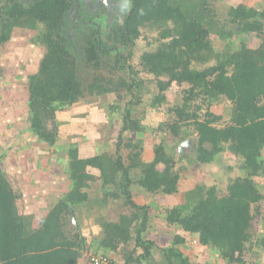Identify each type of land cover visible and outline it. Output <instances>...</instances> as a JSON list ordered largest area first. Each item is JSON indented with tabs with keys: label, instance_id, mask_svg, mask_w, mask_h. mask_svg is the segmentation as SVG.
I'll return each instance as SVG.
<instances>
[{
	"label": "trees",
	"instance_id": "trees-1",
	"mask_svg": "<svg viewBox=\"0 0 264 264\" xmlns=\"http://www.w3.org/2000/svg\"><path fill=\"white\" fill-rule=\"evenodd\" d=\"M130 1L132 6L123 22L112 26L106 39L99 26L92 27L93 39L87 40L85 48L94 67H99L101 56L114 54L115 69L130 75L119 83L97 76L88 85L90 95H119L123 90L131 97L122 113L116 156L104 153L81 158L77 149H70L65 170L70 191L49 208L36 228L32 216L20 212L21 194L0 169V264H79L82 258L88 260V252L105 258L119 253L124 264H144L152 255L156 243L145 236L152 207L138 204L132 187L137 184L149 193L173 195L178 192L181 176L161 145L154 148L155 158L150 163L137 162L136 154L127 164L121 156L125 143L128 149L134 147L130 136L142 130L133 114L142 103L139 91L145 83L139 74L151 76L159 89L152 103L155 108L167 102L166 91L173 84L187 85L182 102L170 109L175 120L167 129L178 136L182 125L194 124L198 164H210L219 154L229 152L242 160L245 173L230 179L225 193L216 186L196 185L184 204L166 210L168 225L198 235L200 244L226 264H247L250 255L264 248V235L256 232V221H264V186L255 180L264 179V40L256 50L231 41L226 49L216 50L210 29L189 19L180 6L169 0ZM202 1L210 5L216 0ZM74 6L75 0H31L27 4L7 0L0 6V45L10 41L15 29L37 30L41 26L36 44L45 48V54L37 73L28 77L27 107L33 134L50 147L55 146L59 134L49 130L46 122L54 121L59 110L85 97L64 29L69 12L75 10L81 17L80 9ZM225 23L237 34L262 37L264 7L261 11L243 4L231 7ZM145 32L157 33L156 48L141 56L138 71L125 65L119 49L108 43L130 46ZM225 102L227 123L221 127L224 117L212 107ZM89 168L100 172L106 198L122 200L132 210L106 222L101 234L90 242L71 222L77 207L89 200L88 189L95 181ZM185 242L183 236L175 235L169 247L161 248L168 264H192L179 248ZM138 249L142 254H137ZM109 261L115 264L113 259Z\"/></svg>",
	"mask_w": 264,
	"mask_h": 264
},
{
	"label": "rangeland",
	"instance_id": "rangeland-1",
	"mask_svg": "<svg viewBox=\"0 0 264 264\" xmlns=\"http://www.w3.org/2000/svg\"><path fill=\"white\" fill-rule=\"evenodd\" d=\"M5 1L7 0H0V6ZM29 1L31 0H19L23 4ZM169 1L172 5L180 6L189 19L199 21L210 29L211 41L216 50H222L224 47L226 49V45L230 44L231 36H235L231 30L233 26L225 23L230 0H216L210 5L202 0ZM81 6L80 14L85 15L88 22L93 21L97 24L103 39H106L111 27L123 22L132 4L130 0H82ZM83 23L75 12L67 14L65 25L67 48L75 59L76 74L85 87V97L78 104L59 110L54 121L46 122L49 130H58L59 134L57 143L52 147L38 140L33 134L27 107L28 77L37 73L45 54V48L36 44L41 26L37 30L15 29L10 41L0 45L2 68L0 169L6 173L15 190L21 194L19 210L23 215L32 216L34 228L55 203L56 195L67 192L69 179L65 170L69 162L70 149H77L81 158L104 153L116 156V144L123 124L122 113L126 103L131 100L123 90L119 91V95L116 92L90 95L88 85L93 83L95 77L103 76L107 80L111 79L119 83L121 78L129 79L130 75L127 71L115 69L114 54L101 56L98 68L88 62L85 48L87 40L93 39L94 25ZM156 37V32H145L130 46L114 45L113 42L108 44L119 49L125 65L139 71L141 56L156 48L154 41ZM237 44L236 40L235 45ZM139 78L145 81L139 91L142 103L134 109L133 114L142 125V130L139 134L130 136L134 147L128 149L125 143L121 156L127 164L131 163V158L136 157V154H138L137 162L150 163L155 158L154 148L161 145L173 158L174 169L179 171L181 176L178 192L173 195L149 193L139 185H133L135 201L152 207L149 229L145 236L154 242H161L165 247L171 245L175 235L187 237L188 243L185 249L190 252L187 254L196 255L197 262L205 264L210 252L199 243L198 235L193 234L195 236L193 237L177 226L168 225L165 212L167 209L184 204L187 193L196 185L216 186L219 192L225 193L230 179L245 174L241 170L242 160L229 152H224L210 164H198L196 162L198 136L194 124L187 122L186 125H182L178 136L167 129V125L175 120L170 109L182 102L187 85L173 84L166 91L167 102L155 108L152 106L153 99L159 93L156 83L148 75L139 74ZM227 104L225 102L212 107L214 113L224 117L221 127H225L227 123ZM159 168L163 171L165 166L161 164ZM88 172L94 176L95 181L90 183L88 202L77 207V217H75L77 226L74 225L73 220L72 226L77 230L80 229L82 235L90 242L91 236L98 235V231L104 229L106 222L118 220L122 214L132 213V210L125 207L122 200L114 202L104 196L102 177L98 170L89 168ZM134 175H136L135 180H138L140 177L138 171ZM255 180L259 185L264 186V179L255 178ZM106 203L111 208L109 212L104 208L107 206ZM98 216V222L92 220L93 218L96 220ZM256 222V232L264 235L263 218ZM99 227L101 228L98 229ZM133 248L134 244L130 246V249ZM109 258L113 259L115 264H122L119 253ZM260 260L264 261V255Z\"/></svg>",
	"mask_w": 264,
	"mask_h": 264
},
{
	"label": "crops",
	"instance_id": "crops-1",
	"mask_svg": "<svg viewBox=\"0 0 264 264\" xmlns=\"http://www.w3.org/2000/svg\"><path fill=\"white\" fill-rule=\"evenodd\" d=\"M230 1H231V3H230L229 9L231 7H236V6L240 5V4H243V5L247 6V7L256 9L258 11H261L263 9V7H264V0H235V2H233V0H230ZM229 9H228V11H229ZM233 33L235 34V36L234 37L231 36V38H230L231 43H233L235 45L236 40H237V42H238L237 45H239L240 43H244V44H246V46L249 49H252V50L258 49L261 46V44H262V42L264 40V36L258 37L255 34H241V33L237 34L235 31ZM263 156H264V151H263ZM68 179H69V177H68ZM70 188H71V181L69 179V184H67V192L66 193H62V194L58 193V195L54 194V195H56L55 203H57L62 197H64V195L67 194L70 191ZM49 194H51V193H49ZM138 204H140V203H138ZM105 205H107V203ZM141 205H144V204H141ZM104 208H105V210L108 209V211H106V212H109L110 211L109 209H111L109 207V205L105 206ZM75 217H77V211H76ZM98 219H99V216L97 217L96 220H95V218H93L92 220L98 222ZM94 221H92V222H94ZM71 222H72V218H71ZM100 228L101 227H99L98 229H100ZM101 232H102V230L98 231V235H92L91 239L94 238V237H98L101 234ZM187 234H189V233H187ZM193 237H195V236H193ZM186 238H185L186 242L184 244H182L179 248H180L181 252L186 257L189 258V260H190V262L192 264H199V262H197L198 261L197 257L195 258L196 255L194 256L192 254V256H190L189 254H187V253H190V252H188V250H186L187 249V243H188V238L187 239ZM150 240H152V239H150ZM152 241H154V240H152ZM155 243H156V246L153 248L152 255L148 258L147 261L144 262V264H168L164 254L161 251V248H167V247H165L163 244L161 245V242H155ZM185 247H186V249H185ZM138 250L140 251L141 249H138ZM137 254H142V250H141V252H137ZM208 254H209L208 255V260H207L208 262L206 261L205 264H226L217 255H214V254H211V253H208ZM111 255L115 256V254H111ZM262 255H264V250L258 249L257 252H255L253 255L249 256V258H248L249 260H248L247 264H264V261L260 260ZM121 261H122V264H124V260L122 259V257H121ZM79 264H90V262H89V260H86L85 258H82V259H80Z\"/></svg>",
	"mask_w": 264,
	"mask_h": 264
},
{
	"label": "built area",
	"instance_id": "built-area-1",
	"mask_svg": "<svg viewBox=\"0 0 264 264\" xmlns=\"http://www.w3.org/2000/svg\"><path fill=\"white\" fill-rule=\"evenodd\" d=\"M86 256L90 264H110V258L101 257L90 252L86 253Z\"/></svg>",
	"mask_w": 264,
	"mask_h": 264
},
{
	"label": "flooded vegetation",
	"instance_id": "flooded-vegetation-1",
	"mask_svg": "<svg viewBox=\"0 0 264 264\" xmlns=\"http://www.w3.org/2000/svg\"><path fill=\"white\" fill-rule=\"evenodd\" d=\"M81 4H82V0H75V6H74V7H77L78 10H79V9L82 8ZM72 12H75V14H76V11H75V10L72 11ZM77 16H78V15H77ZM78 18H81L82 21H84L85 24H89V23H90V24H92V25L98 27V25H97V24H94L93 21H89V22H88V20H87V18L85 17V15H83V16L81 15V17H78ZM65 25H66V21H65ZM94 26H92V27H94ZM64 29H65V28H64Z\"/></svg>",
	"mask_w": 264,
	"mask_h": 264
},
{
	"label": "water",
	"instance_id": "water-1",
	"mask_svg": "<svg viewBox=\"0 0 264 264\" xmlns=\"http://www.w3.org/2000/svg\"><path fill=\"white\" fill-rule=\"evenodd\" d=\"M186 143H187V142H186ZM72 220H73V222H74V225L77 226V224H76V219H75L74 216L72 217Z\"/></svg>",
	"mask_w": 264,
	"mask_h": 264
},
{
	"label": "clouds",
	"instance_id": "clouds-1",
	"mask_svg": "<svg viewBox=\"0 0 264 264\" xmlns=\"http://www.w3.org/2000/svg\"><path fill=\"white\" fill-rule=\"evenodd\" d=\"M125 7H127V5H125Z\"/></svg>",
	"mask_w": 264,
	"mask_h": 264
}]
</instances>
